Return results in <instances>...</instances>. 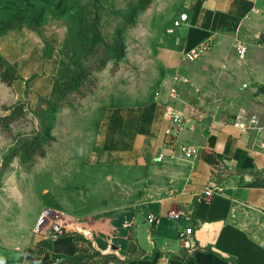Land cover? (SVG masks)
<instances>
[{
    "label": "rangeland",
    "instance_id": "rangeland-1",
    "mask_svg": "<svg viewBox=\"0 0 264 264\" xmlns=\"http://www.w3.org/2000/svg\"><path fill=\"white\" fill-rule=\"evenodd\" d=\"M131 2L0 0V28L8 14L19 10L34 9L40 20L25 21L0 37V55L20 77L10 85L0 77V237L8 236L13 227L26 226L20 218L28 222L45 208L62 212L72 222L73 217L162 193L157 188L163 179L158 167L128 168L89 159L99 121L111 106L165 96L169 104L204 124L250 113L236 110L239 103L249 102L248 92L228 86L230 75L242 66L235 45L227 49L223 61L208 50L189 66L174 65L182 62L184 53L174 54L169 45L180 47L174 40L183 27H175L174 21L187 0H153L138 11L135 22L125 27L126 55L109 57L103 68L96 69L95 57L86 53L85 46H100L98 38L112 42ZM172 27L174 32L169 31ZM78 68L92 69L86 95H71L60 105L52 141L33 161L24 160L28 145L51 121L54 89ZM177 70L190 80L179 85L180 100L169 94Z\"/></svg>",
    "mask_w": 264,
    "mask_h": 264
},
{
    "label": "crops",
    "instance_id": "crops-1",
    "mask_svg": "<svg viewBox=\"0 0 264 264\" xmlns=\"http://www.w3.org/2000/svg\"><path fill=\"white\" fill-rule=\"evenodd\" d=\"M185 6L189 17L174 40L180 47L169 45L171 52L185 53L209 40V51L223 61L237 40L246 42V57L229 74L228 86L249 93V102L239 103L236 110L258 113L264 120V45L258 37L264 28V0H187ZM254 6L260 12L250 15ZM182 64L190 62L174 65ZM167 104L162 96L107 108L88 152L93 162L160 168L163 179L157 188L162 193L73 217L72 222L66 218L74 230L62 236L36 232L41 212L28 222L20 218L26 226L0 237V264H68L69 258L82 254L93 256L70 264H264V153L259 134L243 132L236 124L246 114L206 124L195 117V128L184 131L180 141L199 146L198 156L193 161L169 156L158 162ZM206 185L217 188L212 198L203 196ZM171 208L193 211L192 220L170 217ZM188 226L193 228L194 250L185 248L180 238Z\"/></svg>",
    "mask_w": 264,
    "mask_h": 264
},
{
    "label": "built area",
    "instance_id": "built-area-1",
    "mask_svg": "<svg viewBox=\"0 0 264 264\" xmlns=\"http://www.w3.org/2000/svg\"><path fill=\"white\" fill-rule=\"evenodd\" d=\"M259 12V8L254 6L250 15ZM188 17V13H181L180 18L174 21V26H180L181 22L188 20ZM175 27L170 28L169 31L174 32ZM258 37L260 39V45H264V28L260 31ZM211 46V41H203L196 47L187 50L183 55V60L188 62L196 61L208 50H210ZM235 48L238 56L243 60L246 57L248 51L247 43L242 40H237L235 43ZM189 81L190 80L187 76L182 74L180 71H177L172 76V83L169 89L170 96L175 100H180L179 85L181 83H188ZM247 86V84H244V87ZM163 121L166 123L163 134V146L157 154L156 160L158 162H165L170 156V158L193 161L198 156L200 147L181 143L180 141V136L184 131L193 129L196 126V118L193 116V114H190L186 110L177 109L172 104L168 103L163 113ZM235 122L243 132L253 130L257 131L260 136V151L264 153V120L261 119L260 115L258 113H249L242 119H236ZM216 191L217 188L215 186L206 185L203 190V196L206 199L212 198ZM169 216L174 219L185 218L187 220H192L193 211L171 208L169 211ZM149 220L153 222L155 217L151 216ZM35 230L38 233H45L48 230L53 236H62L73 232L74 229L69 225V222L62 212L52 208H45L38 219ZM75 230H77L79 233H83L84 235H90L89 230L80 228H76ZM192 234V226H188L184 230L180 231V238L183 242V246L190 250H194L197 247L196 241L193 239ZM9 264L21 263L14 262ZM56 264L58 263L56 262Z\"/></svg>",
    "mask_w": 264,
    "mask_h": 264
},
{
    "label": "trees",
    "instance_id": "trees-1",
    "mask_svg": "<svg viewBox=\"0 0 264 264\" xmlns=\"http://www.w3.org/2000/svg\"><path fill=\"white\" fill-rule=\"evenodd\" d=\"M152 1L153 0H132L130 3V11L128 13L121 14L124 24L122 27L118 28L112 42L106 41L104 38H98L97 40L98 43L100 42V46H85L86 53L95 57L94 65H96V69L103 68L109 57L122 59L126 55L124 38L125 27L127 24H133L135 22L136 13L140 10L148 8ZM25 21H29L31 23L39 22L40 20L38 19L37 11L33 9L32 11L27 10L26 13H23L19 10L15 14H8V16L2 20L3 25L0 28V37H2V35H4L8 30L20 27L25 23ZM91 71L92 69L78 68L69 80L60 83L59 86L54 89L55 92H57V96L55 101L49 104L51 121L44 127L43 131L32 140L30 145H28L22 155L24 160L33 161L34 155L42 149L45 144L52 141L53 121L56 118L60 105L64 102H68L71 95L77 94L80 97H84L86 95V91L84 90L86 87L85 83L87 82L88 75ZM0 77L3 82L9 85L20 79L19 75L12 70L8 61L2 55H0ZM16 108L17 106L13 107L12 113L16 111ZM92 256L93 254L73 256L69 258L68 264Z\"/></svg>",
    "mask_w": 264,
    "mask_h": 264
}]
</instances>
